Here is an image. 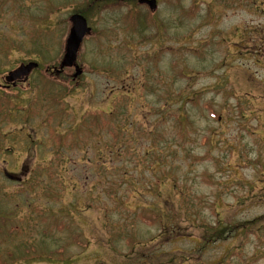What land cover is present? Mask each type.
Wrapping results in <instances>:
<instances>
[{
    "label": "rangeland",
    "instance_id": "rangeland-1",
    "mask_svg": "<svg viewBox=\"0 0 264 264\" xmlns=\"http://www.w3.org/2000/svg\"><path fill=\"white\" fill-rule=\"evenodd\" d=\"M136 1L0 0V264H264V0Z\"/></svg>",
    "mask_w": 264,
    "mask_h": 264
},
{
    "label": "water",
    "instance_id": "water-1",
    "mask_svg": "<svg viewBox=\"0 0 264 264\" xmlns=\"http://www.w3.org/2000/svg\"><path fill=\"white\" fill-rule=\"evenodd\" d=\"M139 4H144L148 7L150 11L156 10V1L155 0H139ZM70 29L67 35V39H65L64 51L62 60L60 61L58 71L65 70V68H73L74 75L73 77L76 79L79 75H81L82 71L77 65V56L79 49L82 45V42L85 37H87L91 33V29H89L87 25V21L80 14H73L69 18ZM38 67V65L34 62H29L28 64H20L16 69L8 73V76L5 77L6 83L14 84L16 81H26L29 74ZM7 178L9 177L6 174Z\"/></svg>",
    "mask_w": 264,
    "mask_h": 264
},
{
    "label": "trees",
    "instance_id": "trees-1",
    "mask_svg": "<svg viewBox=\"0 0 264 264\" xmlns=\"http://www.w3.org/2000/svg\"><path fill=\"white\" fill-rule=\"evenodd\" d=\"M118 2H119V5H122L121 4V0H117ZM118 2H116V3H118ZM137 2V5H138V1H136ZM151 12H154V11H151ZM151 15H153V14H151ZM47 80L48 81H54V77H52V75H50V76H48L47 77ZM93 115V114H92ZM210 115H211V112H210ZM212 115H213V119H215V120H217L218 118L216 117V116H214V114L212 113ZM141 218V220L143 219L144 220V222H149L148 220H146V218H144L143 216L142 217H140Z\"/></svg>",
    "mask_w": 264,
    "mask_h": 264
}]
</instances>
